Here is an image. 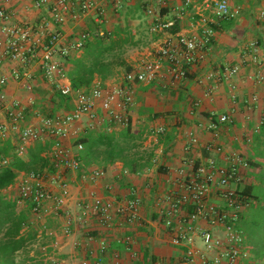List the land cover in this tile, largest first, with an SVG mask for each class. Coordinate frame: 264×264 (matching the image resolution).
<instances>
[{"label": "crops", "instance_id": "1", "mask_svg": "<svg viewBox=\"0 0 264 264\" xmlns=\"http://www.w3.org/2000/svg\"><path fill=\"white\" fill-rule=\"evenodd\" d=\"M121 1L123 5L118 10L108 4L103 15V26L108 36L115 40H123L127 36L131 38L133 43H124L123 47L130 52V57L124 56V59L131 67L145 48L166 37L152 30L154 24L158 21L176 22L178 31L171 33L170 30L175 27L171 26L167 30L168 34L192 33L200 19V12L194 6L202 5L203 2L168 0L167 5L161 6L156 0ZM34 2L0 0V8L5 9L10 17L8 27L29 28L32 40L42 34L43 43L48 42V38L44 37L46 32L59 29L63 34V43L67 45L77 41L83 32H93L97 27L95 15L80 14L78 7L67 14L64 24L56 25L48 7L36 8ZM229 4L236 12L230 19H217L209 11H204V15L214 18L215 23L210 24L214 37L205 60L191 66L185 80L167 87L164 86L166 78H158L150 83L130 84L122 82L126 72L120 71L105 82L96 79L92 86L97 83L110 86L122 82L131 89L133 103L129 109L130 124L133 134L143 132L144 147L154 150V164L151 168L133 174L119 161L105 169L98 165L89 166L87 173L95 169L104 171L95 188H92L90 181L83 178L78 170L73 171L62 164H56V172H60L67 182L83 185L82 194L95 191L106 197L123 199L130 196L132 190L137 192L141 206L135 223L126 225L119 218L112 228H104L92 220L84 222L82 229L76 224L69 234H65L63 220L59 223L55 221L47 229V219L35 218L27 204L17 202L18 208L29 211L23 233H33L35 236L28 244V249L39 242L38 231L44 225L40 232L45 231L50 235V244L47 245L50 251L42 255L50 254L49 258L57 263L82 264L86 260L87 264H94L101 260L102 264H188L186 248L172 243L174 231L166 227L162 220L164 197L178 189L179 180L185 174L209 158H215L223 166L228 165L229 156L246 160L249 167L240 169L241 179L234 182L232 187L240 191L245 185L255 184L252 182L255 180L252 179L250 159L255 157L254 148L258 143L254 141V135L262 126L264 118V79H260L264 77V17L260 14L264 10V0H229ZM73 13L76 15L73 16ZM142 33L150 34L146 43L141 40ZM7 41L6 32L0 28V79L7 78L5 85L0 84V92L6 94L8 101L19 103L25 116L21 127L30 122L40 124L44 118L40 114L41 104L49 99L53 101L55 96L51 91L56 87L45 75L41 47L30 64L23 67L5 54ZM82 54L83 49L79 57ZM62 61L68 71L70 66L66 59ZM230 67H238V72L226 77L225 69ZM17 68L23 74L21 79L13 75ZM27 72L31 78L24 76ZM6 108L0 101L2 119L7 117ZM223 114H227L230 121L219 124L215 131L209 129L210 119L218 121ZM159 127H164L165 133L158 137L152 136L151 133ZM123 128L117 127L111 131ZM191 136H195L198 143L187 150L186 143ZM262 138L260 148L264 152ZM5 141H11L15 152L17 134L10 131L8 136L0 135V146ZM75 144V139L65 140V146L70 149L72 156L76 151ZM45 154L49 156L48 151ZM49 158L55 161L53 157ZM257 158L263 160V157ZM23 174L25 172H20L16 180ZM3 192L9 199L17 201L16 197L12 198L7 193L9 190ZM54 217L57 216H49L48 219ZM103 241L107 243L105 252L100 251ZM34 252L32 249L30 255L38 257Z\"/></svg>", "mask_w": 264, "mask_h": 264}, {"label": "built area", "instance_id": "2", "mask_svg": "<svg viewBox=\"0 0 264 264\" xmlns=\"http://www.w3.org/2000/svg\"><path fill=\"white\" fill-rule=\"evenodd\" d=\"M156 1L161 6L168 2ZM108 4H112L115 10L123 5L121 0H35L34 6H47L54 23L59 26L64 24L67 14L74 12L76 7L80 14L95 15V31L83 32L77 41L69 45L63 43V34L59 29L46 32L44 37L48 38V42H42V34L32 40L29 28L8 27L10 17L5 9L0 8V28L8 36L5 54L10 60L26 67L41 47L46 77L62 95L70 97L73 105L72 109L62 114L44 117L40 124L30 122L21 127L25 116L19 103L8 101L6 94L0 92L1 104L7 107V117L0 118V135L8 136L10 131L17 134L14 154L18 157L26 158L30 147L37 142H51L48 154L57 165L62 164L73 171L79 170L81 164L78 154L83 145L76 143V151L72 156L70 149L65 146V140L75 139L76 142L86 128L95 130L103 127L111 131L130 124L129 109L133 103V94L122 82L150 83L158 78H166L164 86L167 87L185 80L190 67L205 60L214 37L210 25L215 23L214 18L204 15V11H209L221 20L230 19L236 13L231 9L229 0H203L202 5L194 6L200 12V19L192 33L170 35L167 30L174 23L158 21L152 30L166 37L140 53L141 57L124 74L122 82L110 86L97 83L89 90H75L62 59L79 57L83 43L93 34L101 37L108 35L103 26V15ZM260 14L264 17V10ZM237 72L238 67L225 69L226 77ZM13 75L16 79L23 76L18 68L13 71ZM24 76L31 78L28 72ZM6 82V77L0 79L1 85ZM210 120L209 129L215 131L219 124L230 121V118L223 114L218 121ZM263 123L264 118L261 121ZM164 133L165 128L159 127L151 135L158 137ZM197 143L198 139L191 136L186 149H191ZM11 160L12 157L1 158L0 167ZM227 161L228 165L223 166L215 158H209L185 174L179 180L178 189L163 199L162 220L166 227L174 231L172 243L186 248L188 264H242L243 257L250 252L246 236L239 227L241 214L247 206L241 203L238 191L232 187L234 182L241 179L240 169L249 167V163L238 156H229ZM103 174L101 169H95L82 175L95 188L98 178ZM7 190L12 193L16 191L17 202L27 204L35 218L63 216L65 234H69L78 221L84 223L95 220L101 227L112 228L121 218L124 224L132 225L139 218L141 206V198L134 190L123 199L106 197L95 191L82 194L83 185L67 182L60 172L25 173L15 179ZM77 209L79 214L75 213ZM106 249L107 243L103 241L100 251L105 252ZM82 264H87V261L83 260ZM94 264H102V261L97 260Z\"/></svg>", "mask_w": 264, "mask_h": 264}, {"label": "trees", "instance_id": "3", "mask_svg": "<svg viewBox=\"0 0 264 264\" xmlns=\"http://www.w3.org/2000/svg\"><path fill=\"white\" fill-rule=\"evenodd\" d=\"M140 8V7H138ZM141 9V8H140ZM170 30L176 33L178 27ZM124 43H133L131 38L115 40L112 36L101 37L93 34L82 46L80 57H66L70 66L67 75L75 90L91 89L96 79L105 82L120 71L128 72L131 66L123 58ZM53 102L57 107L72 109L70 97L56 93ZM49 116H55L50 114ZM264 137V123L254 135L255 157L250 159L253 169L252 179L255 184L245 185L238 191L239 199L247 208L241 214L239 227L246 236L251 264H264V152L260 146ZM143 132L134 133L131 124L120 131L108 129H87L76 140L82 144L79 151V173L83 174L89 166L98 165L105 169L108 165L122 162L124 168L133 174L142 172L154 164V150L143 145ZM51 142H37L30 147L26 158L15 155L11 141H5L0 146V157H12V160L0 167V264H20L17 256L34 239L33 233L24 234L23 228L29 218L28 209L18 208L17 201L9 199L3 191L17 178L20 172L54 173L57 162H52L45 154ZM257 157H263L258 160Z\"/></svg>", "mask_w": 264, "mask_h": 264}, {"label": "rangeland", "instance_id": "4", "mask_svg": "<svg viewBox=\"0 0 264 264\" xmlns=\"http://www.w3.org/2000/svg\"><path fill=\"white\" fill-rule=\"evenodd\" d=\"M148 38H150V34L148 33H142V42H147L148 41ZM123 58H125L124 56H127V57H130V52H128L127 50H124L123 49ZM54 96H56V93L58 92V90L55 88H53V90L51 91ZM49 99V98H48ZM48 99H45V100H48ZM58 105L55 104L53 101H44L42 104H41V108H40V114L43 116V117H49V115L52 113V114H62L66 111H68L69 109H66V108H61V107H57ZM63 171V168L61 169ZM252 182H255V181H252ZM8 194H10V196L12 198H15L17 197V195H15L16 193H12V192H7ZM247 208V207H246ZM76 214H79V209H77L75 211ZM53 217V216H52ZM61 218V219H58ZM44 220L47 219L48 220V223L46 222L45 224L48 226L46 227L47 229L48 228H51L50 226H53L55 221L56 222H60V220H63V223H64V227H65V219L63 216H57V217H54V218H43ZM54 221V222H53ZM49 222H51L49 225ZM76 224H78V226H80V229H82V225L84 224L82 221H78ZM44 227L41 226L39 228V234H40V240L39 242L35 243L36 245L33 246L31 245V249H28L27 247L25 248V252L24 254L22 253H19L18 256H17V260L20 262V264H56L57 261L56 260H51L49 258V255H42L44 252L46 253H49L50 250L49 247H47L48 244H50L48 237H50V235H47L45 233V231L43 232H40V229H42ZM64 227H63V230H64ZM42 247H45V249H43ZM34 249V254L37 255L38 257H33L30 255V252L31 250ZM34 259H36L37 261H35ZM242 264H251L252 262V258H251V252L248 253L247 256H245L243 259H242Z\"/></svg>", "mask_w": 264, "mask_h": 264}]
</instances>
